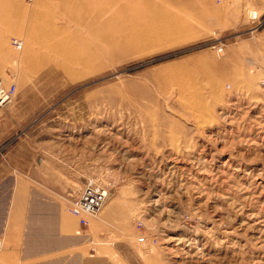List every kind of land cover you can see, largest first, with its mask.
Segmentation results:
<instances>
[{
    "label": "rangeland",
    "instance_id": "1",
    "mask_svg": "<svg viewBox=\"0 0 264 264\" xmlns=\"http://www.w3.org/2000/svg\"><path fill=\"white\" fill-rule=\"evenodd\" d=\"M0 79L8 161L82 238L2 236L0 264H264V0H0ZM89 180L108 197L80 226Z\"/></svg>",
    "mask_w": 264,
    "mask_h": 264
},
{
    "label": "crops",
    "instance_id": "2",
    "mask_svg": "<svg viewBox=\"0 0 264 264\" xmlns=\"http://www.w3.org/2000/svg\"><path fill=\"white\" fill-rule=\"evenodd\" d=\"M6 109V105L1 107L0 115ZM3 125L0 119V146L9 138L5 135L8 131L3 130ZM12 144L0 154V237H4L6 247L8 250L19 249L22 254L32 255L77 250L82 246V238L75 230V220L62 211L60 205L52 207L51 200L35 198L30 178L23 176L25 172L8 161ZM37 202L39 204L35 205ZM42 216L50 224L53 221V230L50 226L41 231L36 228Z\"/></svg>",
    "mask_w": 264,
    "mask_h": 264
},
{
    "label": "built area",
    "instance_id": "3",
    "mask_svg": "<svg viewBox=\"0 0 264 264\" xmlns=\"http://www.w3.org/2000/svg\"><path fill=\"white\" fill-rule=\"evenodd\" d=\"M248 19L251 23H254L255 26L253 29H257L261 25L260 15L253 12L248 15ZM12 44L18 48L20 47V41L16 38H12ZM212 49L217 55H221L224 52L225 43L221 37H216L213 41ZM16 95V84L11 81L8 84H5L0 80V108L5 104L11 102ZM8 142H4L0 146V154L3 149L8 146ZM108 197V191L103 186L89 180L85 183L83 189L77 197H75L69 207V212L77 218V221L80 226L88 225V217L96 216L104 204L106 203ZM140 241H143V237H139ZM2 247V239H0V248Z\"/></svg>",
    "mask_w": 264,
    "mask_h": 264
},
{
    "label": "bare ground",
    "instance_id": "4",
    "mask_svg": "<svg viewBox=\"0 0 264 264\" xmlns=\"http://www.w3.org/2000/svg\"><path fill=\"white\" fill-rule=\"evenodd\" d=\"M29 1H31V0H29ZM142 35V34H141ZM127 44H138V41H128L127 42ZM1 80V79H0ZM8 104V103H7ZM6 105V104H5Z\"/></svg>",
    "mask_w": 264,
    "mask_h": 264
}]
</instances>
